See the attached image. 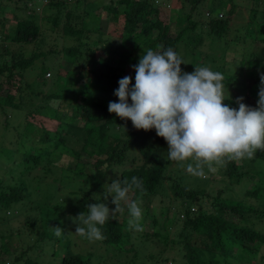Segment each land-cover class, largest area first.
I'll use <instances>...</instances> for the list:
<instances>
[{
	"label": "rangeland",
	"instance_id": "374dc122",
	"mask_svg": "<svg viewBox=\"0 0 264 264\" xmlns=\"http://www.w3.org/2000/svg\"><path fill=\"white\" fill-rule=\"evenodd\" d=\"M61 1L64 4L63 11L71 10L67 20L62 17L63 12L59 11L58 24L52 27L50 24L49 27L47 24L41 26L40 34L34 41L13 45L9 42L11 53L19 52L23 57L39 52L46 55L35 59V65L24 71L21 81L12 78L14 85H9L5 80L0 83V97L10 91L14 94L15 103V107L8 108L6 112L0 109V190L18 184L23 179L27 182L28 194L25 197L26 203L19 208L17 204L13 209L0 212V264H25L27 258L40 263H55L67 246L74 253L83 256L90 254L91 264H183L180 253L176 252L177 245L170 240L177 239L176 234L181 230L185 208L194 211L198 205L208 207L213 197L217 200L228 198V201H247L255 208H264V158L255 155L264 152V43L259 40L261 32L258 28L261 13L264 11V0H200L195 4L194 10H190L189 0H150L157 9L158 18L168 25V31L174 33L180 28H186L176 46L179 60L170 84L162 90L154 91V95L143 102L145 111H155L154 118L141 112L143 104L138 99L139 85H134L131 81H121L114 75L118 70L130 78L128 73L134 67L142 65L146 57V42L122 32L121 17L116 18L104 9L109 2L111 6H117L118 11L123 5L116 0ZM46 3V0H0V24H4L6 32H11L14 26L12 15L20 16L22 13H33L38 21L41 10L46 9ZM229 5H233L231 13L226 12ZM216 8L223 13L227 24L221 37L213 40L214 36L208 27L210 17L207 18L204 13L209 9L215 11ZM187 16L194 23L192 29L188 28L189 22L185 23L184 17ZM66 22L81 29L79 38L63 33V24ZM2 32L0 27V36ZM252 32L256 33L257 38L252 37ZM196 34L201 39L194 45L189 41ZM135 41L137 45L133 46ZM70 45L77 46L80 53L74 65L70 58L60 52L62 47ZM112 45H118L116 63L111 72L113 82H107L105 88L94 91L93 74L98 73L101 68L97 62L108 49H112ZM87 49L94 50L91 57L86 55ZM49 50L57 53H49ZM11 53L0 58V65L5 63L7 67L10 64ZM83 59L87 63L97 60L93 65L95 72L86 71L88 64H83ZM41 61L48 66L43 74L44 83L35 76L34 67L39 66ZM57 69L61 76L55 83ZM65 71H70V78L63 92L72 101L80 102L91 96L94 102H98L99 94H106V89H109V98L124 97L127 100L130 114L120 122L110 124L107 127L110 134L116 131L121 138L129 139V133L136 126L156 125L160 138H175L172 144H162L160 139L155 138L156 133H153L155 154L164 165V174L175 178L178 186L202 190V193H197L196 200L175 195L169 187L168 179L163 180L162 187L149 198L137 199L134 208L120 205L121 194L115 191L111 192L113 199L98 188L89 190L85 198H82V193L87 191L92 180L86 172L90 173L93 158L80 149V140L84 139L81 130L76 127L74 132L71 129L66 132L67 147L63 151L53 146L50 141L38 142L41 127L65 131L66 124L61 127L58 121L40 116L37 111L40 110L38 104H43L44 101L40 94L34 95L32 91L43 93L55 85L62 86V73ZM78 71L81 72L80 77L77 76ZM7 72V69L2 71V78L7 76ZM212 72L229 76V83L223 85L210 79ZM17 85L19 89L15 88ZM172 86L192 106V111L185 114L179 124L161 119L163 97L158 96L160 91L170 90ZM219 96L248 97L249 116L241 113L237 122L231 124H218L208 120L206 108L211 107ZM52 101L48 100L47 104L51 106ZM53 105L66 111V106L58 104L57 100H54ZM231 109L234 113H239L236 104ZM76 124L80 125L82 121H76ZM194 126L199 127V130L193 131ZM189 134L191 138L186 139L185 136ZM199 139L212 140L217 150H224L234 157L237 172L221 180L219 167L224 165L222 154L209 153L205 147L197 148ZM31 147L46 151L43 156L46 163L23 170L22 153ZM90 149L97 154L95 145ZM69 151H75L77 158ZM136 155L140 160V155ZM193 165L207 167L206 173H194ZM119 169H113L110 176H116ZM240 171L248 174L239 175ZM255 187H259L260 198L252 195ZM36 205L50 209L51 214L57 216V224L65 235L64 242L61 239L56 241L51 233L42 234L44 227L40 224L41 218L36 211L38 209L34 208ZM146 208L157 214L159 221L163 220L159 211L167 213L171 221L167 231L174 237L163 239L162 234L159 237L149 235L146 239L143 237L132 240V250H126L130 246L126 243L116 253L106 252L98 236L95 221L123 216L125 225L139 228L142 223L143 230H150L151 223L147 217H143ZM231 218L237 221L239 217L234 215ZM238 222L264 234V212L260 215L246 213ZM155 227L164 233L159 226ZM152 241L157 242V245ZM59 243L63 245L58 247ZM2 245H5V251L1 249ZM56 251L58 254H54ZM132 251H136V255L130 257ZM148 252H152L154 257L148 256ZM112 255H118V259H113ZM202 255L203 264H206L208 254ZM260 255H264V245L253 256L252 264H264ZM237 264L247 263L241 260Z\"/></svg>",
	"mask_w": 264,
	"mask_h": 264
},
{
	"label": "trees",
	"instance_id": "16d2710c",
	"mask_svg": "<svg viewBox=\"0 0 264 264\" xmlns=\"http://www.w3.org/2000/svg\"><path fill=\"white\" fill-rule=\"evenodd\" d=\"M44 5L46 9L41 10V17L38 21L31 15H12L14 19V26L11 32H6L4 24H0L3 29L0 36V58L4 55L11 53L9 42L13 45L18 43L32 42L40 34L41 26L50 27L55 26L60 18L59 11L63 12L62 17L67 20L70 16L71 10L65 9L61 0H46ZM200 0H189L190 10H194L195 4ZM117 3L122 4V8L118 11L117 6H111L110 2L104 9L113 14L114 17H121V31L134 35L136 40L146 42L145 59L142 65L134 67L129 73L127 78L123 73L115 72V76L121 81H131L134 85H139L138 99L141 104L146 98L152 97L154 91L162 90L172 80V76L178 66V57L176 55V46L182 35L185 33L186 28L179 29L177 32L171 33L168 31V25L164 24L157 16V9L152 5L150 0H116ZM48 10L49 13H46ZM233 5H229L226 9L227 13H231ZM215 11L209 9L208 27L209 31L213 34L212 39L220 38L222 33L226 30L225 18H214L212 16ZM36 14V13H35ZM185 23L189 22V29L194 26L193 22L189 21V17H184ZM41 22V23H40ZM83 21V28H84ZM90 29L91 28H87ZM261 32L260 41L264 43V11L261 13V19L258 25ZM63 33L69 36L75 35V38H79L81 33L80 28H74L69 25L68 22L63 24ZM252 37L257 38L255 32H252ZM201 37L196 34L190 37V43L198 44ZM213 39V40H214ZM7 42V46H6ZM137 45V41L133 46ZM112 49H108L107 53H104L98 65H100V71L94 73L95 90H102L105 88V83L113 82L111 79V72L113 65H115V59L117 58L116 48L118 45H112ZM87 56L91 57L94 54L93 49H87ZM66 57L71 59L73 65L77 63L79 57V49L77 46H66L60 49ZM49 53H57V51L49 50ZM119 54V53H118ZM123 55L122 53H120ZM46 53L39 52L37 54H30L27 57H23L19 52L11 53V62L7 67L5 63L0 65V83L5 80L9 85H14L15 81L12 78H16L18 81L23 79L24 71L28 68H32L35 64L36 58H43ZM120 55V56H121ZM41 56V57H40ZM97 60L83 59V64H88L86 71L95 72L93 65ZM36 68V78L41 83H44V72L48 66L40 62ZM7 69V76L2 78L1 73ZM15 70V72H12ZM70 71H65L62 74L64 79L62 86L54 84L57 83L61 73L59 69L55 70V79L52 82L55 86L41 93L40 91H32V94H40L43 104H38L37 110L40 116L47 117L51 120L58 121L59 126L63 127L66 124L65 131L54 129L48 130L41 127V135L38 142H51L53 146L59 147L62 151L67 147V135L68 130H76V127L81 130L83 140H80V149L85 151L88 156L93 158L91 165V171L88 174L91 178V182L87 191L82 193V198H85L86 192L91 189L98 188L108 197H112L111 192L115 191L117 194H121L119 204L125 208L129 206L134 208L137 199L149 198L156 193L158 188L162 187L163 180H169V187L173 193L177 196L184 197L186 199L195 201L197 193H202L201 189L191 188L188 186H178L175 183V178L167 177L164 174V165L157 158L156 145L153 143V133L155 138L160 139L162 144H172L175 138L165 137L160 138L157 134L159 132L156 125L136 126L133 131L129 133L130 138H121L114 133H109L107 127L110 124L120 122L129 113L128 102L124 97L121 98H109V89H106V94H99V101L94 102L93 97H86V99L80 102H75L67 98L63 92V88H67L68 80L70 78ZM210 79L218 81L223 85L229 83V76L220 74L216 75L212 72ZM77 76H81V72L78 71ZM105 81V82H104ZM86 83V82H85ZM27 84L25 83V86ZM87 85V83H86ZM19 89V85L15 86ZM14 94L8 91L4 96L0 97V109L6 112L8 108L15 107L13 102ZM159 98L163 97L162 115L161 119L170 123L179 124L185 114L192 111L190 104L183 100V95L175 91V87L172 86L170 90L160 91ZM156 98V97H155ZM48 100H53L51 106L47 104ZM54 100L58 101V104L65 105L66 111H62L57 107H54ZM236 104V110L238 114L234 113L231 109L232 105ZM249 98H239L237 96L222 97L219 96L215 103L211 107L206 108V116L208 120L218 124H231L238 120V116L241 113H245L249 116L248 111ZM143 115H150L155 117L154 110L145 111L144 104L141 110ZM153 117V118H154ZM152 119V118H151ZM75 120V122H74ZM82 121V124L77 125L76 121ZM163 123V122H161ZM28 124H31L28 122ZM76 125V126H75ZM199 127L194 126L193 131H198ZM191 134V133H190ZM186 135V139H190L191 135ZM196 147H205L209 153L216 152L222 154L224 165L219 167L221 174V180L227 179L234 172H237L234 157L227 154L224 150H217L212 140L204 139L198 140ZM95 145L96 153L90 149ZM70 154L77 158L78 154L75 151H69ZM45 150H39L36 147H31L22 153L21 164L23 170H27L30 167L36 165H44L46 162L43 160ZM140 155V160L138 156ZM93 157H92V156ZM98 155V156H97ZM256 156L264 158V152L256 153ZM43 160V161H42ZM139 160L138 163L136 161ZM78 162V161H77ZM76 162V163H77ZM30 164H32L30 166ZM115 168H120L116 176L111 177L110 173ZM203 168V169H202ZM207 167L192 166L194 173L203 174L206 173ZM243 172H239V175ZM243 174H248L244 172ZM26 177V176H24ZM106 177V178H105ZM27 182L23 179L18 184L9 185L6 189L0 190V212L13 209L17 204L19 208L25 204V197ZM252 190V195L256 198H260L259 187H255ZM49 198L51 197L48 195ZM46 197V195L44 196ZM37 214L41 218L40 224L43 225L42 234H53L56 237V241L65 240L64 232L60 230L57 224V216L51 214L50 209L43 207L42 205L34 206ZM254 213L260 215L264 212V208L259 209L252 206L250 203L243 201H228V198H219L218 200L213 197L208 207H202L200 205L192 211L189 208L184 209V219L182 221L181 230L176 234L177 239L170 241L177 245L176 252L180 253V260H183L186 264H203V253H207L205 261L206 264H237L241 260H244L247 264H252L253 256L259 251L260 246L264 245V234L247 227L245 224L238 222L241 216L246 213ZM141 214V213H140ZM159 215L163 216V220H158V215L155 214L150 208H146L143 212V217L148 219L151 223L150 230H143L142 223L139 228L127 226L124 224L123 216H119L113 219H97L95 221L96 228L98 230V236L101 238L102 246L106 249V252L116 253L126 243L130 246L126 250H132L131 241L137 238H147L149 235L162 234L163 239L171 236V233L167 231L168 224L171 223L167 213L165 211H159ZM238 216V220L234 221L232 216ZM142 218V215H141ZM155 226H159L164 231L161 233ZM130 227V228H129ZM59 232V233H58ZM20 234V232H19ZM18 234V235H19ZM9 234V236H18ZM40 236V234H39ZM59 238V239H58ZM57 243V242H56ZM157 245V242L152 241ZM63 243H59L62 246ZM126 247V246H125ZM2 250H6L5 245L1 246ZM54 254H58L57 251ZM148 256L154 257L152 252L147 253ZM119 255V254H118ZM117 256H111L113 259H118ZM136 255V251H132L130 257ZM89 256H83L80 253H74L65 247L60 258L55 263H40L30 258L25 259V264H91ZM264 260V255H260ZM231 260V262H230Z\"/></svg>",
	"mask_w": 264,
	"mask_h": 264
},
{
	"label": "built area",
	"instance_id": "2783aa9c",
	"mask_svg": "<svg viewBox=\"0 0 264 264\" xmlns=\"http://www.w3.org/2000/svg\"><path fill=\"white\" fill-rule=\"evenodd\" d=\"M204 14H205L206 17L210 15L208 11H205ZM210 16H211V15H210ZM212 16H213L214 18H222V17H223V13L220 12V11H217L216 13L212 14Z\"/></svg>",
	"mask_w": 264,
	"mask_h": 264
}]
</instances>
